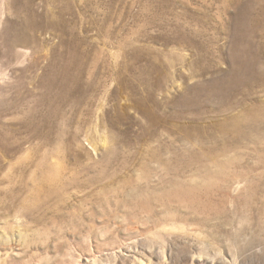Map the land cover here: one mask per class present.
Segmentation results:
<instances>
[{"label": "rangeland", "instance_id": "obj_1", "mask_svg": "<svg viewBox=\"0 0 264 264\" xmlns=\"http://www.w3.org/2000/svg\"><path fill=\"white\" fill-rule=\"evenodd\" d=\"M246 3L0 0V264H264V136L198 131Z\"/></svg>", "mask_w": 264, "mask_h": 264}, {"label": "bare ground", "instance_id": "obj_2", "mask_svg": "<svg viewBox=\"0 0 264 264\" xmlns=\"http://www.w3.org/2000/svg\"><path fill=\"white\" fill-rule=\"evenodd\" d=\"M229 32H230V34H229L230 35V42H229V45H228L229 46L228 60H229V63H230L229 68L227 70H225V71H220L218 69V66H214V68L217 71V72H215L217 74V77H216V79L214 81V85H213V91H214L213 92V96L218 97V99L221 100V103L222 104L223 103H226V102H228V101H230L232 99H235L239 95L242 96L243 98L248 97L249 95H251V93L255 89V87H257V86H264V0H247V3L244 6L243 13H241L238 17H236L234 19L231 28H229ZM212 67L213 66H211V65H207L206 68L203 71L205 73H209L211 71L210 69ZM76 69H77V72L75 70H73V68H71V67H63V68H60L59 67L56 70L57 71L56 72V75L55 76H52L51 78H49L50 79L49 81H51V84H53V86H57V85L58 86H61L68 93H71V92L69 90H67V89H69L71 86H74V85L76 86L81 81L82 78H85V77H86V79L88 78L87 81L89 80L88 82H91L92 84H94L96 82L95 81V78L98 76V74L95 71H86V70H84L82 68H76ZM53 74H55V73H53ZM117 74H118V72H117ZM130 78H131V81H128L129 84L130 85L132 84L133 87L136 89V87H135L136 86V80L133 79L134 77L132 75L130 76ZM206 81L207 80H204V81H202V83H204ZM144 83L149 88V81L146 80ZM202 91H204V90L203 89H199L198 91H196V94L199 95ZM134 92L137 93V91H133V93ZM204 94H206V93H204ZM152 95H153L152 94V90L150 89L148 91V93H147L146 100H148ZM45 96H47V95H45ZM208 97L209 96H207V98ZM180 98H182V97H180ZM215 101H217V100H215ZM237 101L240 102V100H237ZM40 102H41V100H40ZM253 105L245 104L242 111L237 112V113H234L233 111H231V112H229L230 114H228L227 117L224 119V121H222L221 123H212L211 126L206 127V128L205 127H201V128L198 129V131H199V133H205L208 130H212L213 131V130H215V129L218 128L221 131L222 134H224V135H231L234 138H238V137H240L242 135H247V136H249L251 138V136L254 134V132H256L257 134H261V136H264V99L259 98L258 104H256V106L255 105L253 106ZM33 117L34 116H32V118ZM148 117H151V116H148ZM27 118L29 120V117H27ZM28 120L26 122L27 124H28ZM32 120H34V119H31V121ZM35 120H36V118H35ZM41 121H42V119H41ZM149 123H150V121H149ZM27 124H26V126L29 125V124L28 125ZM161 127L163 128V126H161ZM28 129L30 130V128H28ZM41 137H40V139H41ZM45 139H46V137H45ZM41 141H43V140H41ZM198 142H199V140H198ZM43 143H45V142H43ZM224 143L227 144L228 142L227 141L226 142L224 141ZM212 144H213V142H212ZM197 146H198V144H197ZM58 147H59V145H58ZM204 147H205V145L202 146L201 148H204ZM60 148L62 149V145H61ZM35 149H36V147H35ZM150 149H152V148H150ZM42 150H44V147L42 148ZM34 151L37 152V150H34ZM58 151H59V149H58ZM201 151H202V149H201ZM39 152H40V150H39ZM46 152H49V150L46 151ZM53 152H54V150H53ZM55 152H54V154H55ZM43 155H44V153H43ZM160 155L159 154H156L153 151H151V153L149 154V156H151L152 158L155 157V156H159L160 158L158 159V157H157V159L159 160V163L161 165H163V172H167L168 171V165L169 164L167 165L166 158H164L163 156L161 157ZM38 158H40V157H38ZM65 158L66 157H64V160H65ZM44 159H46V158H44ZM26 161L28 162V160H26ZM148 168L149 169H147V171L148 172H151V169H150L151 167H148ZM176 169H174V170H176ZM172 172H174V171H172ZM136 179H137V177H136ZM167 186H168V184H167ZM130 190H131V188H130Z\"/></svg>", "mask_w": 264, "mask_h": 264}]
</instances>
